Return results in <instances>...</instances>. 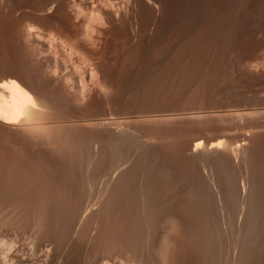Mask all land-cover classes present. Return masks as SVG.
I'll return each mask as SVG.
<instances>
[{
  "label": "rangeland",
  "instance_id": "obj_1",
  "mask_svg": "<svg viewBox=\"0 0 264 264\" xmlns=\"http://www.w3.org/2000/svg\"><path fill=\"white\" fill-rule=\"evenodd\" d=\"M1 1H3V0H0V3H1ZM7 1L10 2L12 0H10V1L7 0ZM247 1H248L247 6L244 10H241L238 5H235L233 7L232 14H231L233 22L227 29H222V28L218 29L217 32L214 33V37L211 38L210 40H207V42L205 41V38L198 37L195 41H193L192 44H189V46L185 50V54L178 59H174V57L178 53V51L182 45L181 44L182 40L173 37V35H172V25L173 24H171L169 21L165 20V24H163L162 26L159 25L160 19L164 16L163 15V9L161 8L162 0H147V1H145V2H147L146 4L153 9V21H152V23L149 24V26L147 27V29L145 31H140V33H137L136 28H130L129 27L127 30L128 34L126 37L117 36L113 39L109 38L108 40H106V42L103 45H100L103 49V53L101 56V60H102L103 64H101L98 68H96L92 72L91 75H90V71H91L92 67L87 62H83L81 57H76V56L73 57V61L75 62V64L72 65V60H71L69 67L71 65L73 67H75L74 71L78 70L79 74H81V76L84 77V80H85L83 88H82L81 83L78 82V80L74 81L72 89L75 91V93L74 92H68L65 89H63L61 86V83H60V76L56 75L55 73H52V71H46L43 73L40 71H37V72H32V73L26 74L24 76H19L18 74L16 75L15 73L13 74V73L7 71L8 70L7 68H11L12 65H15V64H13L15 61H13V63H12V60L4 58L5 59V61H4V59L2 58L0 60V81L4 80V79L5 80L11 79V78L19 81L35 97V99L38 103V107H36L32 110V114L29 115L28 119L25 120V122H23V123L5 124V123L0 121V153H4V152H12L13 153L14 152L15 154L21 153V154H29V155L34 154V153H39V152L53 153V154H55V153H66L67 147L73 145L74 149L77 148L79 150H82L85 147L87 148L89 146H92V150L90 151V153L93 154L94 149L98 148V144L103 143L107 147L106 148V155L108 157L120 158L121 160L126 161V163H125V167H126L125 171L126 172L124 171V169H125V167H124V168H122L123 170L121 169V171L119 170L117 173H114L116 175H114V176L112 175L113 178L111 177L112 178V179L110 178L111 181L109 180V182L107 184H105V183H104L105 185L103 184V182H106L107 180L102 182V178H100L102 184L99 183V185L98 184L95 185L94 184L95 180L98 179V176L100 175V171H95L97 173H94L93 170L88 171V172H86V175H87V173L91 172L90 174H88V175H90V177H92V175L94 176V174H98L97 177L95 175V177L97 179L95 177H92L91 180H94L93 182L91 180L87 181L84 179L82 189H81V186L77 187V185H73L74 187H71L70 186L71 183L68 179V176L66 174H63L59 170L56 172L57 174H60L59 178L61 177V180H62V178L67 177L66 179H68V181L70 183L69 184L68 182H66L67 180H65V183L69 184L68 189L71 190L72 188H76V187L78 189L79 188L81 189V190L79 189V191H81V192H79L77 188L74 189L73 192L71 193V195H69V196L74 195V199L72 197L69 198V196H67L68 199L71 200V198H72L73 200H75L76 193H74V191L75 192L78 191L79 193H83L82 190L84 192H86V195L91 194L89 197H88V195L86 196V195L82 194L83 197H86L85 199H87L86 200L87 202H84L85 200H83L81 198L79 199L76 197L77 199L83 201V204L87 203V204H84V207H86V205L87 206L89 205L88 202L92 203L91 201H93L95 199L93 201V203L94 202L96 203L95 204L96 209H94L95 207L88 206V207H90L89 211H91V209H92L93 213L87 211L88 214H91L92 216L86 214V217L90 216L91 219H89V220H93V221H90L91 227H92L93 223L97 224L96 220H99L101 222L102 219L104 218L103 216L105 214L102 213L103 215L101 216V214L98 213L99 212L98 210H100L99 206L101 205V206H103V209L105 208L104 210H107L106 209L107 205H102V203L106 204L109 202V204L111 205L112 203H110V200L113 201L114 198L120 200V197H115L114 193L117 191L118 196H119V193H121L119 191L122 190L124 187H125V189H123L122 191H126V187L129 183H130V186H128V189H127L128 191H126L124 193L122 192V196H124V197L126 196V198H127L128 197L127 193L129 192L128 193V195H129L131 193V191H132L131 196L134 193H135V195H137L138 190H136V192H135V189H136V187H134V182H135L136 183L135 185H137V189H139V191L141 190L140 193L138 192L139 200L143 197L149 201V199L151 197L156 198V197L160 196L161 198L160 197L159 198L162 199V202L161 203L159 202L158 207H161V204L166 200L165 211L168 210V213H170L172 211L171 215H167V211L164 214V212L161 209H159V210L162 211L163 213L162 212H155V213L156 214L162 213V214H164V216L165 215H167V217L169 216V218H170V216L172 218V215L173 216L176 215L179 219L180 216L177 214V212L179 214H181V213L183 214V212L181 211L182 210L181 207L183 205H185V203L181 204V202L183 203V200H186L184 202H187V197H185L187 192L184 194L185 196L183 195V197H185L186 199L185 198L183 199V197L181 196L182 194L179 195L177 193H179L180 191H183L182 193H184L186 190L187 191L189 190L187 195H190L191 192H192V194L194 193L193 196L191 195V198L193 197L192 199L194 200V198L196 197L195 194H197V196H199L198 198L201 201L200 202L198 200V198H195L196 201L198 200L197 201L198 205L196 204L197 202L191 203V201H192L191 200L189 202V207H190V203H191V205L193 204L192 208L193 209L196 208V210H197V206H200L201 211H203L202 213H204L203 214L204 216H205V214L208 216H211L212 213L214 212V214L212 215L213 216L212 217V219H213L212 224L214 222V224H213L214 226L211 224V219L209 220V218H211V217H208V221H210V223L207 221V223L211 224L216 229V231L219 232V233L217 232L218 236H216V239L214 238V241L212 239V237H213V235L211 234L212 232L210 231L211 228H208L209 230L205 229L208 226L209 227H212V226L208 225V224L201 223V222L205 221L206 216L204 217V219L201 218L202 220H200V219L195 220L197 223L199 222L201 224V228L204 227V225H207V227H204V230H205V232H207L206 235L210 233L209 234L210 236L209 235L207 236V238L210 237L209 238L210 240L208 239L210 244H213L216 240H218L215 242V243H217V245L216 246H215V244L213 245V246H215L216 249L213 248L212 245L210 247L209 243H208L209 245L208 244L207 245L211 249L208 247H205L203 245H200V247L198 248V249L203 248V249H200L199 251H201V250L204 251V249L207 248V249L211 250L212 252H214L215 254L211 252L214 259H217L220 257V259H217L216 261L215 260L212 261V259L210 257L211 262L208 261V263L214 264L212 262H216L215 264H223V263L224 264H226V263L227 264H229V263L233 264V262L236 263L238 261L237 264H242V263L251 264V263H249V261L252 263L253 262L256 263L255 260H257V257H258V259H259V257H261L262 258L261 261L259 260V262H258V260H257V262H258V264L260 262H261V264H263L264 263L263 262L264 261V259H263L264 258V250H263L264 249V247H263L264 243H262V242H264V237H262V236H264V224H263V226H260V225H262L261 223H264V217H263L264 216V213H263L264 196H262V194H264V189H263L264 186L262 187V184L264 185V181H263L264 180L263 179L264 178L263 177L264 176V160H263L264 159V0H247ZM0 7L2 8L0 13H2L3 7H2V5ZM33 12H34V14H33ZM0 16H1L0 17V21H1V18L3 19V17H2L3 15L0 14ZM50 18L52 21L50 20ZM135 20H137V17H135ZM53 22H54V20L52 19V13H49L46 10H41V11L39 10V11H32L27 17H23V19L21 20V25L25 26L27 24H29V25L31 24L30 26H32V27L35 26L34 27L35 29H37V28L40 30L42 29V31H44V30L45 31H47V30L48 31H50V30L54 31V29H55V31H57L56 30L57 26L55 23L53 24ZM38 29H37V31H38ZM222 31L227 32V34L225 35L226 37L222 34ZM63 35H64V33H63ZM222 37H225L224 43L222 42ZM91 49L92 48H85L84 54L86 56H88L89 51H91ZM94 50L98 51L99 48L94 49ZM10 61H11V63H10ZM93 61L97 62V59L95 58V59H93ZM169 61L173 62V64H172L173 66L171 68H169L168 70H166L160 78H157L158 77L157 73L159 71H161ZM15 63H17V62H15ZM185 67H190V70H187V72H184L183 69ZM196 140L202 141V145L198 149L193 150V148H191V147L193 146V142ZM182 143H184V144H182ZM218 143H220V144H218ZM180 144H182V146L186 145L183 148H186L187 150L183 149ZM213 144H218L219 146H212ZM178 145H180V146H178ZM187 146H188V148H187ZM181 148H182V150H184V152L186 150L185 154L187 153V155H186L187 161H186V158H184L185 161H183V157L182 158L177 157V159H176V156H183L184 155L183 153L181 155H179V154L176 155V153H178V152L181 153L180 152V151H182ZM178 149L180 151H178ZM186 156H184V157H186ZM97 158L98 157H95L94 159H97ZM179 158H180V160H179ZM188 159H189V162H188ZM100 161H101V159H100ZM179 161H180V163H179ZM181 161H182V163L187 162L188 170L186 168L187 164H184V163L182 164ZM192 164H194V166L197 169L195 167H193ZM190 167L194 170H190ZM128 168H130V169L133 168V170L131 169L132 172L137 173V174L129 172L130 170H128ZM127 170H128V172H127ZM195 170H199L200 172L199 171L195 172ZM193 171H194V173H193ZM92 172H93V174H92ZM119 172L120 173L122 172V175H121L122 178L124 175H126V176H128V178H127V180H128L129 176L131 174L130 178L133 177V179L132 180L129 179L130 181H126V176H124V178L122 180H125V181H122V180H118V181L119 182L122 181V183L126 182L124 184H127V185L119 183L121 185H119V187H117L116 191H114V189L116 188L115 186L117 184L116 180L118 179V177H121V176H119L120 175ZM123 172H125L126 174L124 173V175H123ZM187 172H189V173L187 174ZM191 172H192V174H191ZM197 172L200 173V175L202 177L199 176V174ZM164 173H165V175H164ZM185 173H186V175H185ZM82 174H83V171H81V175ZM84 175H85V173L82 175V177ZM155 176H156V178H155ZM160 176L163 177L162 179L164 180L165 183L162 182L163 180L161 181V179H159ZM164 176H165V178H164ZM186 176H187V178H186ZM197 176H199L200 178ZM204 176H205V178H204ZM57 177H58V175H57ZM196 177L198 179H196ZM211 177H212V179H211ZM134 178H136V180ZM141 178H145L146 180H141ZM185 178H186V180L183 181V179H185ZM192 178L194 180L196 179V181L192 180ZM150 179L152 181H150ZM216 179L218 180V182ZM70 180H72V179H70ZM197 180H200L201 182L197 181ZM210 180H212V182ZM99 181L100 180L98 179V181H96V183H98ZM132 181H133V183H132ZM141 181L142 182L144 181L146 183H142ZM156 181H159V182H156ZM86 182L87 183L89 182L90 184L92 182L95 187L92 186L93 184H91V186L89 184V187H87L85 185ZM127 182H129V183H127ZM149 182H153L154 184L160 183V184H157L159 186L155 187L157 189L156 192H155V190L153 191V194L155 193L156 196L152 195L151 192L149 191V189H147V186L148 185L150 186ZM161 182H162V184H161ZM205 182H207L208 184H206ZM261 182H263V183H261ZM113 183H116V184H113ZM147 183H148V185H146V187H144L145 186L144 184H147ZM153 183H151L152 187L154 186ZM182 183H183V185H182ZM195 183H198V184L200 183V186H201V188L203 187L202 189H204V192L209 190L210 195H208L207 194L208 192H206L205 193L206 195L204 197V193L203 194L201 193L203 191H199V190H202L200 188H199V190H197V192L199 191L198 193H200L201 195L196 193V191L193 192L192 190L195 189V186L200 187L199 185L197 186ZM132 184H133V188L131 187ZM202 184H203V186H202ZM215 184L218 185L217 186L218 188L216 187ZM113 185H115V186L113 187ZM161 185L164 187H162ZM167 185H169V187ZM247 185H248V187H247ZM84 186H86V188H87L86 191L84 190L85 188L83 189ZM121 186H123V187L121 188ZM141 186H142V188L146 189V191L148 190L149 192L147 193L145 190H143L141 188ZM149 186H148V188H152ZM184 186L185 187L188 186V188L186 187V189H185ZM206 186H208V187H206ZM243 186H244V188H243ZM90 187H91V189H89ZM92 187H93V189H92ZM170 187H171L170 190H172L174 187H175L174 189H177V190L173 189L174 195L177 194L178 196H180L181 199L177 195H176L177 197L176 196H174V197L170 196L171 195L170 193H172L169 190ZM254 187H255V189H254ZM129 188H132V190ZM159 188H161L160 190L165 191V194L163 193L165 196L162 194L163 191H160ZM209 188H211V189H209ZM250 188H252V189H250ZM256 188H257V191H256ZM95 189H97V190H95ZM99 189H100V191L98 192ZM133 189H134V193H133ZM178 189H181V190H178ZM214 189H216V190H214ZM110 190H113L114 192L112 193V191H110ZM142 190H143V192L145 191V194L142 193ZM150 190H152V189H150ZM210 190H212V192ZM90 191L93 192L94 194H92ZM175 191L176 192L179 191V192L175 193ZM261 191H263V192L260 193ZM67 192L70 193L71 191L70 192L67 191ZM157 192H160L164 198H162L161 194L157 193ZM214 192H215V194L212 195ZM247 192L248 193L250 192V193L248 194ZM257 192H258V194H257ZM79 193L77 195L78 197H80L79 195H81ZM125 193H126V195H125ZM216 193H218L219 195ZM223 193H224V195H226V196H224L225 201L223 200V196L221 197V194L223 195ZM95 194L96 195L98 194V195L96 196ZM109 194H111V195L113 194V195H112V198L110 195L108 197L110 200L107 201L108 199L105 200V198H107V196ZM139 194H141L143 196H141V198H140ZM147 194L152 195V196L150 197ZM157 194H159V195H157ZM250 194H252V195H250ZM61 195H62V193H61ZM82 195H81V197H82ZM135 195H133V196H135ZM146 195L149 197V199ZM166 195H168L170 197L168 198V196H166ZM172 195H173V193H172ZM253 195H255V196H253ZM257 195H258V197H257ZM65 196H66V194H65ZM113 196H114V198H113ZM133 196H132V198H134ZM144 196H146V197H144ZM200 196L202 197V199H204V201L208 200L210 202L209 203L210 205H208V201L205 202V204H203L204 201L201 199ZM248 196H249V198H248ZM251 196H253V197H251ZM61 197H63L62 199H64V196H61ZM61 197H59V198H61ZM92 197H93V199L91 201H89L90 198H92ZM124 197H122V198H124ZM130 197H128V198H130ZM137 197H136V200H138ZM172 197L173 198L176 197L177 200L179 199V201L180 200L181 201L179 202V201L173 199ZM210 197H211V199L216 197V199L214 198L213 201H210L211 200ZM225 197H227V199ZM59 198H58V201L60 203L57 201L59 203V205L57 206L58 203L57 204L55 203L58 208H59L60 204H63V203H61V201H60L61 199L59 200ZM126 198L122 199V201L126 200ZM170 198H172L174 200L173 206L172 205L170 206L171 209H169L168 205L171 201L173 202V200ZM250 198L253 200V202L255 204L252 202V200ZM257 198L259 200L260 199H263V200H261L259 202V200ZM23 199L25 200V198H22V200ZM29 199L27 201L28 205L33 202L32 198H31L32 202H31V199L30 200ZM44 199H45V197L43 198V201H45ZM68 199H67V201H68ZM96 199H97V201L98 200L99 201L97 202ZM167 199H170V200H169V203L166 205V203L168 201ZM76 200L73 201V203L71 201H69V202H67L66 200L65 201L68 203V205H69V203H72L74 205V203L77 202ZM102 200L104 202H102ZM157 200H159V199H157ZM46 201L49 202L47 200V198H46ZM65 201H64L63 205H65V203H66ZM159 201H161V200H159ZM79 202H77V203L79 204ZM143 202H145L144 199H143L142 203ZM172 202H171V204H172ZM175 202H177V203H175ZM212 202H213V205L215 204V205H217V207L215 205H214L215 207H213L211 205ZM35 203H36V201H35ZM77 203L74 205V208L77 207V205H78ZM178 203H180V205ZM200 203H202V206L199 205ZM252 203L254 204V207L251 206V205H253ZM34 204L33 205L31 204L30 206L33 207L36 205V204L35 205ZM139 204H138V206H136V209H137V207L141 206V205L139 206ZM175 204H177V205H175ZM68 205H66V206H68ZM73 205L71 206L72 208H73ZM90 205H92V204H90ZM95 205L93 204L92 206H95ZM110 205L108 207V211L110 210L109 208L111 206H112L111 210L113 208V205H111V206ZM178 205H179L180 210H178V207H177ZM194 205H196V206H194ZM203 205H205L206 209L209 210L210 212L205 211V212H207V213H205L203 210V208H204ZM207 205L209 207H207ZM241 205H243V206L241 207ZM104 206H106V207H104ZM36 207L39 208V205L33 207L32 211ZM68 207H70V206H68ZM81 207H83V206H81ZM97 207H98V209H97ZM172 207L177 211V212L175 211L176 214L174 213V210H172ZM200 207H198V208H200ZM20 208L21 207H19V209ZM30 208H28L27 213H28V211H29V213H31ZM70 208H68V212L62 211L61 210L62 208L61 209L59 208V209L64 213L70 214V213H72V211H74V209L71 208L72 210H71V212H69ZM80 208L79 209L76 208V210L78 209L77 211H79V210H81ZM140 208L142 209L144 207H140ZM254 208H255V210H254ZM93 209L95 210V212L96 211L97 212L94 213ZM141 209L139 210V208H138V211H140V213L138 211L137 212L140 214V216H142V218L144 217L146 219V217H148L149 215L146 216L145 214H147V213L150 214L151 212L149 213V212L145 211L142 213L143 210L141 211ZM226 209H227L228 213H227ZM236 209L238 210V213H237ZM13 210L15 212L12 211L13 213H11V214L6 213L10 217H8L4 213H3L4 215H2V216L0 214V218L3 217L0 219V264H83L84 261H85L84 264H94V263L97 264L96 262H98V261L100 263H102L101 257L103 256V260H104V256L105 255L108 256L107 254H109L108 252H109V250L111 251V249H108V251H107V249H105V250H103L104 254L101 253L102 252L101 249H104L101 246H103L105 244V242L103 240H101L104 237V236H102L101 233L104 234L107 231L111 230V228H113L112 231L114 233V231L116 230L115 231L116 232L115 235H116L118 231L119 232L122 231L121 227L123 225H124L125 230H126L128 225L130 224V222H131L130 227H132V224H134L133 221L136 220V218H133L134 220L133 219L131 221L129 220V224H128V223H126L128 221H123V220H125L129 216H127L126 218L121 217V223L123 221V222H125V224L124 223H123V225L120 224L122 226H120L121 229L119 230V228H117L118 225L115 226V224H117V222H116L114 224V227H116V228L114 229V227L111 226V224L113 225V222H109V220H108L109 218L114 217V214H112L113 211H111V214H110L111 217H109L110 215L107 211L106 214L109 215V216H107L108 222H105V221H107L106 220L107 217L105 215L106 218L103 220V223L105 222V224L104 225L100 224V225L103 227L104 226L106 227L109 225V228H108L109 230L106 228H102L100 225L97 224L99 227H101L103 229V231H102L99 228L100 229L99 231H102V232L101 233L98 232L99 235L97 236L96 231H98L97 230L98 226L96 227V224H93V225H95V228H97V229L94 228L96 230V231L94 230L95 233L92 230L93 228L90 227V225L88 227L87 226L85 227V225H87L86 223H87L88 218L85 219V216L83 217L84 219L81 218L82 213H83V211L81 210L80 213L78 212L79 215L76 213V217H78V220L81 222V224H79L76 217L73 218L74 220L68 219L69 222H66V223H69V226H71L70 224L72 222H70V221H73V223H74V221H76L79 225L83 226V223H82L83 221H81V220H84V222H86L84 227L79 226L75 222L74 226H77V227L72 226V228H71L68 226H64V223H65L64 221H62L63 223L60 222L61 223L60 224L59 221L54 220L53 223H55V221L57 223H59L57 225L53 224V225H55V227L58 228V226L61 225V227L63 226V228L64 227L67 228V230L64 232H67L68 230H70V232H71L70 234L73 236L75 234H78V233H75V231L77 230V232L79 231V234H82V235H80L81 236L80 238H79V235H75L73 237L70 236V238H67L66 235H69V232H68V234L66 233V235H65V233H64V235H63V229H61L60 226L58 229L54 228V230L50 229L51 227L52 228L54 227L51 223H49V224H51L50 228L46 227L49 225L45 226L47 221H46V219H43V218L47 212H44L45 211L44 209H42V210H44L43 212L39 209L40 211H38V213L39 212L42 213V214L39 213V216L43 217V218L42 217L41 218L43 219L45 224H41L38 222L37 219L39 218V216L37 215L36 212L34 213L35 215L34 214L30 215V214H26L25 210L23 209L24 212L19 210V212L22 213V215H21V213H19L18 211L16 213L15 209H13ZM65 210H66V207H65ZM220 210L222 211V213ZM35 211H37V208L35 209ZM149 211H150V209H149ZM154 211H156V210H154ZM154 211H153V214L151 213L152 215H155ZM254 211L257 214L260 213V214H258L259 216L257 214H255ZM218 212H220V213H218ZM230 212H231V214H230ZM23 213H25L26 216ZM73 213L75 214V211ZM215 213H217L216 215H218V216H215ZM226 213L229 216L225 215ZM249 213H251L252 215L251 214H250L251 216L248 215ZM14 214H15V216H14ZM182 214H181L180 219L183 223L186 224V222H188L187 223V225H188L189 223L192 224L191 222H194L195 225H197V223L194 221V218H196V216L193 217V219L188 217L190 220L192 219L190 221L188 218H186L185 214H184L185 217ZM245 214H246L247 218L245 217ZM29 215L31 217L32 216L35 217L37 215V218L36 217H35L36 219L31 218ZM98 215L102 219H100V217H97ZM143 215H145V216H143ZM219 215H220V218H219ZM241 215L242 216L244 215V217H243L244 219L242 218ZM4 216H6V217H4ZM47 216H48V214L45 216V218H47ZM93 216H94V218H93ZM155 216H157V215H155ZM115 217H116V214H115ZM117 217L119 218V219L117 218L118 224H119L120 223V221H119L120 217L119 216H117ZM229 217H231L230 218L231 221L233 220L232 222L229 221L230 220ZM248 217H249L250 221L248 220ZM259 217L261 219L263 218V220L261 222L258 221V220H261ZM63 218L65 219V221H67V219L65 217H63ZM112 218H111V220H112ZM138 218H141V217L138 216L137 219ZM164 218H163V215L159 217V226H160V223L161 224L163 223L162 219H164ZM184 218H186V220H184ZM215 218L219 221H217ZM226 218H227V220L225 221ZM64 219L61 218V220H64ZM141 219L139 221H141ZM145 219H143V220H145ZM153 219L156 220L157 218L154 216H151V219L149 220V218H147L146 221L148 222V220H149L151 222V221H153ZM34 220H36L37 223ZM115 220H116V218H115ZM115 220H114V222H115ZM126 220H128V219H126ZM160 220H162V221H160ZM238 220H239V222H238ZM247 220H248V222H247ZM43 221H41V222H43ZM99 221H98V223H100ZM136 221H135V225L138 222V221L137 222ZM146 221H143V223L145 222L143 225H140L137 223L140 227H138L137 225L136 226L133 225L132 228L127 229V231H129V230L133 231L134 230V233L130 231L133 234L136 233L134 236L132 235V238L131 237L129 238L130 240L132 239V243L133 242L135 243L138 239L140 241V238L143 237V241L141 238L142 243L138 241V248L129 244L130 247L132 246L135 248L136 251L134 250V248H131L132 250H134L135 255H134L133 251L131 249H130L131 251L128 250L127 247H125V249H127V251L130 254L126 253L127 251H125V249L123 248V246H125L123 239H122L123 242L122 241L121 242H122V244H124L122 246V248L124 249L125 252H121V251H123V249L120 247L121 246L120 245L121 244V242H120L121 237H119L120 238L119 239L120 243H119V242H117L118 238H117V240L113 241L112 238H114L115 236L114 237L110 236L109 240H111L113 242H117L116 244L118 245V247H117L118 249L116 248L117 245L115 244L116 245L115 246L113 244V242H112L113 245H111V241H110L108 243V246H109V244L111 246H113L111 254H113V253L114 254L112 256H111V254H109V256L114 257V259L117 263L120 262L119 264H124V262H125V264H132L133 262H134L133 264H144L145 262H142V261H144L145 259L146 260L148 259L147 262H149L150 264H158L160 262L159 259H161L163 256H165L166 259H168V260L164 259L165 257H163L161 259V261H163V262H160L159 264H161V263L173 264L175 261H177V259H182V258H184V259L186 258L185 261L187 263L190 261V258L184 257V256H188V255H184L180 251H179L180 255H177V256H179V257L181 256L182 258L174 259V261L172 260V258H175L176 256L172 257L171 255L174 252H177L178 246H176V245H177V243L180 244V241L182 239V237L179 236L180 241H177V242H176V240L174 241L173 237H174L175 233H173V232L175 231L176 227L173 226L174 228L171 231L172 233L170 231H169V233H171L170 234L171 237L173 236L172 241L176 242L175 243L176 245L174 244V242H172V241L171 242L173 243V245L176 246L177 249L174 248L173 245L169 244L171 246V250H172V251H169V253H170L169 254L166 251L170 250V247H169V249H167V248H165L166 247V245H164L165 243L164 244L162 243V240L165 237V235L163 233L165 232L166 229H163L164 231L161 230L162 231L161 232L160 227L162 225L160 227L157 226V227H159V229H157V227H156V229L159 230V232L155 233L154 230L155 231H157V230L155 229V226L153 227L154 224L152 223V226L150 228L149 226L151 223L149 222L150 224L149 225L147 224L148 226L146 227V226H144L147 223ZM165 221H167V220H165ZM172 221H173V219H171V221H167V223L170 222L171 224L176 225V224H174L175 222L174 221L172 222ZM176 221H177V225L180 226V228L182 227L181 225L185 226V224H183L181 221H178V220H176ZM234 221H236V223H234ZM241 221H243V222H241ZM256 221H257V223H256ZM178 222H181V225ZM38 223L41 224V226L37 225ZM73 223H72V225H73ZM139 223H141V222H139ZM194 223H193V225H194ZM223 223H226V224L223 225ZM244 223L246 224L247 227L244 226L245 225ZM75 224H77V225H75ZM216 224L218 226H216ZM235 224L237 226H240V227H236ZM240 224L242 225V227ZM257 224H258V226H257ZM168 225L170 227H172V225H170V224H167V227H166V222H165V227L163 224L162 228L163 227L169 228ZM225 225H226V227L222 228ZM250 225H252V226L254 225L253 226L254 228ZM233 226H235V227L233 228ZM44 227L47 229H45ZM73 227H74V229H76V228L77 229L73 230ZM80 227L85 228V229L81 228L78 230V228H80ZM89 227L91 228L92 231H90L88 229ZM135 227L136 228L138 227V228H141L142 230H144L143 233L140 232V229H138V230L135 229ZM251 227H252V230H251ZM66 228H64V230ZM69 228H71L72 230ZM180 228H177V230L178 231L180 230V233H181L183 227H182V229H180ZM214 228H213V230L211 229L213 232L215 230ZM238 228H239V230H238ZM43 229H45V230H43ZM55 229H56V231H55ZM59 229L61 231L58 233L57 231H59ZM86 229H87V232L89 231L87 235H91V236H87L88 239H87V237L83 236L86 234L85 233ZM104 229L106 230V232H104ZM169 229L171 230V228H169ZM235 229L237 230V232ZM243 229H245V230H243ZM261 229L263 231H261ZM81 230L82 231L84 230V231L82 232ZM125 230H123V232ZM233 230L236 234L233 232ZM259 230L261 231L260 233H259ZM52 231H53V233H51ZM138 231L140 232L139 233L140 236L137 238L136 235H137ZM91 232H93L94 235L95 234L96 235L94 236L93 233H91ZM109 232H111V231H109ZM109 232H108V234L112 235V233H109ZM123 232H121V233H123ZM130 232H126V233L129 234ZM60 233H62V234H60ZM144 233L146 234V236ZM169 233L167 232L165 234L170 236ZM180 233H176V235L177 234L181 235ZM237 233H238V235L240 233L241 234L238 236ZM255 233H256V235H255ZM108 234H106V235H108ZM123 234L124 235H117L116 237L122 236V238H123V236H125V233H123ZM128 234H126V235H128ZM148 234H151V235H148ZM213 234L215 237L216 233L214 232ZM233 234H234V236H233ZM100 235L102 237H100ZM224 235L226 238L224 237ZM244 235H245V237H244ZM246 235H247V237H246ZM48 236H49V238H48ZM77 236H78L79 240L80 239L84 240V238L87 239V240H84V241H86L85 245H87V248H86V246L83 245L84 243H81L83 241L78 240ZM128 236L124 237V240H125V238L127 240ZM149 236H151V237H149ZM157 236H159V238H157ZM168 236H167V238H168ZM250 236H251V238H250ZM254 236H255V238H254ZM259 236L261 237V240H260ZM71 237H72V240H73V238L77 239L76 240L77 243L79 241L78 245L73 244V241L75 242V240H73V241L68 240V239H71ZM89 237H90V239H89ZM91 237H96L95 244H96V242L97 243L99 242L98 237H100V240H101L100 243L101 244L103 243V245H101V246L99 245L101 247L100 249H96L97 245L100 243L93 245V246H95V248L94 249L92 248V245L90 242H92L94 244V242H93L94 240L92 241ZM106 237H108V236H106ZM191 237H189V238H191ZM219 237H220V239H219ZM252 237L254 238V241H252L253 240ZM50 238H52V239H50ZM58 238H60V239H58ZM133 238H135V239L137 238V239L136 240L134 239L135 240L134 241ZM174 238L179 240L177 237H174ZM53 239H54V241H52ZM93 239H95V238H93ZM105 239H107V238H105ZM144 239H147V240L149 239V240L146 241ZM165 239H166V237H165ZM168 239H170V238H168ZM168 239H166V240H168ZM224 239H226V241H224ZM248 239L250 241H248ZM56 240H58L59 243H56L57 242ZM157 240H159V242L161 241L160 243H162V244L161 245L158 244L159 242H157ZM166 240H165V242H166ZM211 240L213 241L212 243L210 242ZM257 240H259L258 243H256ZM45 241L49 242L50 244L45 243ZM60 241H61V244H60ZM66 241H67V243H66ZM127 241H129V240H127ZM127 241H125V243ZM150 241H152V242H150ZM240 241L242 243L245 241L246 243L244 242L243 244H241ZM88 242L90 243L91 246H89V244H87ZM148 242L153 246H150V244ZM153 242L155 244L157 243V245H155ZM168 242L171 243L170 240L167 241V244H168ZM221 242H223V243H221ZM80 243L82 244V246ZM106 243H107V241H106ZM231 243L234 244L235 247ZM46 244L48 247L45 246ZM66 244H68V245H66ZM142 244H144V245H142ZM223 244H225V245L223 246ZM40 245H41V247H40ZM50 245H51V247H50ZM53 245L57 246L58 248L54 247ZM133 245H137V242ZM158 245H159V248H161V246L163 245L165 249L163 247L161 249H163L162 250L163 252H164V250H166V251L164 253H162V251H160L161 249L158 250L159 249V248H157ZM169 245H167V246H169ZM246 245H248V247ZM75 246H77L78 248L76 247L77 248L76 249ZM108 246H107V248H108ZM111 246H109V247H111ZM143 246H145V247H143ZM172 246L176 251L172 248ZM201 246H203V247H201ZM237 246L239 248H236ZM241 246H243V247H241ZM249 246H251V247H249ZM42 247L45 249H43ZM72 247H73V249H72ZM104 247H106V246H104ZM151 247L152 248L154 247V248L152 249ZM246 247L249 248V250ZM256 247H257V249H256ZM259 247H261L262 249ZM97 248H99V247H97ZM114 248H115V250L117 249L116 250V252L118 253L117 257H115ZM119 248L122 250H120ZM228 248H229V250H228ZM252 248H254V249H252ZM52 249H54V250H52ZM63 249H64V251L66 249V251L64 252ZM142 249H144V250H142ZM154 249H156V250H154ZM72 250H74V251H72ZM81 250H83L84 252H82ZM218 250H219V252H218ZM250 250L252 253L253 252H255V253L252 254L250 252ZM55 251H56V253H55ZM60 251H61V254H60ZM140 251H141V253H140ZM144 251H145V253H144ZM157 251H160V252H157ZM203 251H201V252L203 254H205L204 255V256H206L205 260L207 261L208 260L207 258L209 257L208 255H210V254L208 253V255H207L206 252H203ZM220 251L223 254H221ZM236 251L237 252L239 251L240 253L238 252L239 254H237ZM120 252L122 253V255H120L121 254ZM146 252L148 253L150 258L149 257L146 258L148 255H146V257L144 258L145 254H147ZM241 252L244 255L243 258H242ZM131 253L133 255H131ZM165 253L168 255L166 256ZM179 253H175V254H173V256L176 254H179ZM202 253H200V254L203 257ZM99 254L102 256H100ZM182 254H183V256H182ZM255 254H258V256ZM74 255H76V256L74 257ZM89 255H91V256H89ZM128 255H129V258L131 257L130 260L133 258L131 261L129 260ZM136 255L137 256L140 255V256H138L139 260L137 259ZM141 255H143V256L141 257ZM249 255H251V256H249ZM96 256H98V258ZM123 256H124V258H122ZM133 256H135L136 259ZM254 256H255V258H254ZM55 257L58 260H56ZM89 257L91 258V260ZM111 257H109V258L106 257V258L110 259V262H112L113 264H117L116 262H114V259H112ZM157 257H159V258H157ZM237 257L241 258L240 262H239V258H237ZM252 257H253V259H252ZM116 258H117V260L123 259V261L122 260L117 261ZM142 258H143V260H142ZM245 258H246V260H245ZM52 259H54V260H52ZM92 259H94L95 261ZM125 259L127 262L129 260V263H127L125 261ZM149 259H151L152 261L151 260L149 261ZM184 259H183V261H184ZM187 259L189 261H187ZM233 259H234V261H233ZM247 259H249V260H247ZM201 260L203 262L205 261L204 259H200L199 260L200 263L198 262L199 264L203 263V262H201ZM91 261H93V262H91ZM135 261H138V263ZM169 261H171V262H169ZM246 261H248V262H246ZM87 262H89V263H87ZM99 262H98V264H100ZM147 262H146V264H149ZM217 262H219V263H217ZM178 263H179V260H178V262H175L174 264H178ZM208 263L206 262V264H208Z\"/></svg>",
  "mask_w": 264,
  "mask_h": 264
},
{
  "label": "bare ground",
  "instance_id": "obj_2",
  "mask_svg": "<svg viewBox=\"0 0 264 264\" xmlns=\"http://www.w3.org/2000/svg\"><path fill=\"white\" fill-rule=\"evenodd\" d=\"M10 1V0H9ZM145 1H147V0H12V1H10V2H8L7 0L5 1V0H3V1H1V3H0V6L2 5V7H3V11H2V13H0L1 15H3L2 17H3V19L1 18V21H0V60L3 58H6V59H9V60H12V63H13V61H15V62H17V63H13V64H15V65H12V67L11 68H7L8 70L7 71H9V72H11V73H15L16 75L18 74L19 76H24V75H26V74H29V73H32V72H37V71H40V72H46V71H52V73H55L56 75H58V76H60V83H61V86H62V88L63 89H65L66 91H68V92H74L75 93V91L72 89V87H73V84H74V81H77L78 80V82L79 83H81V85H82V88L84 87V82H85V80H84V77H82L81 76V74H79V72H78V70H75L74 71V68L75 67H73L72 65L73 64H75V62L73 61V57L74 56H76V57H81V59H82V61L83 62H87L92 68H91V71H90V75L92 74V72L96 69V68H98L101 64H103V62H102V60H101V56H102V53H103V49H102V47L100 46V45H103L105 42H106V40H108L109 38H111V39H113V38H115V37H117V36H124V37H126L127 36V30H128V28L130 27V28H136V31H137V33H140V31H145L146 29H147V27L149 26V24L150 23H152V21H153V9L150 7V6H148L146 3L147 2H145ZM247 0H162V2H161V8L163 9V17L160 19V22H159V25L160 26H162L163 24H165V20H167V21H169L171 24H173L172 25V35H173V37H175V38H178V39H180V40H182V42H181V47H180V49H179V51H178V53L175 55V57H174V59H178V58H180L181 56H183L184 54H185V50L187 49V47L189 46V44H192L193 43V41H195L198 37H203V38H205V41L207 42V40H210L211 38H213L214 37V33H216L217 32V30L218 29H220V28H222V29H227L231 24H232V22H233V20H232V17H231V14H232V10H233V7L235 6V5H238L239 7H240V9L241 10H244L245 8H246V6H247ZM1 8V7H0ZM1 10H2V8L0 9V12H1ZM41 11V10H46L47 12H49V13H52V19L54 20V22H53V24L55 23L56 24V26H57V28H56V30L57 31H55V29H54V31L52 30H50V31H42V29L40 30V29H38V31H37V29H35L34 27H32V26H30L29 24H27V25H25V26H23V25H21V20L23 19V17H27L32 11ZM30 12V13H29ZM28 14V15H27ZM33 14H34V12H33ZM27 15V16H26ZM31 16V15H30ZM50 16V15H49ZM1 17V16H0ZM51 17V16H50ZM135 17H137V20H135ZM49 18V17H48ZM47 18V19H48ZM46 19V18H45ZM50 20H51V18H50ZM52 21V20H51ZM55 26V25H54ZM219 27V28H218ZM36 31H35V30ZM221 29V30H222ZM40 30V31H39ZM63 33H64V35H63ZM222 34L225 36L226 34H227V32H223L222 31ZM226 37V36H225ZM225 37H222V42L224 43L225 42ZM205 42V43H206ZM221 42V43H222ZM85 48H92L91 49V51H89V55L88 56H86L85 54H84V49ZM97 48H99V50L98 51H95L94 49H97ZM97 59V62H94L93 61V59ZM71 60H72V65L69 67V65H70V63H71ZM4 61H5V59H4ZM174 61V60H173ZM2 62V61H1ZM10 63H11V61H10ZM173 62L172 61H169L166 65H165V67L161 70V71H159L158 73H157V78H160L161 76H162V74L166 71V70H168L169 68H171L173 65ZM187 70H190V67H185L184 69H183V71L184 72H187ZM158 80V79H157ZM44 82V81H43ZM36 107H38V103H37V101H36V99H35V97L31 94V92L30 91H28L27 89H26V87H24L19 81H17L16 79H7V80H1L0 81V121L1 122H3V123H5V124H16V123H23V122H25V120H27L28 119V116L29 115H31L32 114V110L34 109V108H36ZM221 143V142H220ZM220 143H218V144H220ZM182 144H184V143H182ZM182 144H180L181 145V147L183 148L184 146H186V145H183L182 146ZM218 144H213L212 146H219ZM180 145H178V146H180ZM201 145H202V141H194L193 142V146L191 147V148H193V150L194 149H198L199 147H201ZM106 146L103 144V143H99L98 144V148H95L94 149V153L93 154H91L90 153V151L92 150V146H89V147H85L84 149H82V150H79V149H74V147H73V145H71V146H68L67 147V151H66V153H55V154H53V153H45V152H39V153H34V154H31V155H29V154H21V153H19V154H15L14 152L12 153V152H4V153H0V214H1V216L2 215H4V214H8V213H13L12 211H14L13 209H15L16 210V213H17V211L19 212V210H21L22 212H24V210H25V212H26V214H30V215H33L35 212L37 213V215L39 216V213H38V211H44V212H47L46 213V215L48 214V216H47V218H45V216H44V218L42 217V216H39V218L37 219L38 220V222L39 223H41V224H45V222L43 221V219H46V224H45V226L46 225H49V226H46V227H48V228H50V225L52 224H55V225H57V224H59L60 222H62V221H64L65 223L66 222H69L68 221V219L69 220H74L73 218L74 217H76V213L79 215V213L81 212V210L83 211V213H82V219H84L83 217L85 216V219L86 218H88V220H87V223L86 222H84V220H81V221H83L82 223H83V226L82 225H79V224H81V222L78 220V217H76L77 218V221L79 222V224L76 222V221H74V223L76 222L79 226H82V227H84V225H85V223L87 224V225H85V227L87 226H89L90 225V227H91V223H90V221H93V220H89V219H91L90 218V216H87L86 217V214L87 215H91V214H88V212L87 211H89V209H90V207H95L94 209H96V203L94 202L93 203V201L95 200H93V201H91L92 199H93V197L92 198H90V200L89 201H91L92 203H89L88 202V206H90V207H88L87 205H86V207H84V204H87V203H84L83 204V201H81V200H79L80 198L81 199H83V200H85L84 202H87L86 200L87 199H85L86 197H83V195H86V192H84L83 190H82V192L83 193H79V192H81V191H79V189L77 188V187H80L81 186V189H82V185H83V180L85 179V180H87V181H90L91 179H92V177H95V175H96V177H97V175L98 174H94V176L92 175V177H90V175H88V174H90L91 172H89V173H87V175H86V172H88V171H91V170H93L94 171V173H97V172H95V171H100V175L98 176V179L100 180L98 183H96V181H98V179L97 180H95V185L96 184H98L99 185V183L100 184H102L101 183V179L100 178H102V182L103 181H106V182H103V184L105 183V184H107L108 182H109V180L111 181V179L113 178L112 177V175L114 176V175H116V174H114V173H117L119 170L121 171V169L122 168H124L125 167V163H126V161L125 160H121L120 158H110V157H108L107 155H106ZM182 148H181V150H182ZM187 148H188V146H187ZM183 149H186V148H183ZM187 150V149H186ZM186 150H185V152H186ZM178 151H180L179 149H178ZM177 151V152H178ZM183 151V152H182ZM182 151H180L181 153H176V155H181L182 153L184 154L183 156H176V159H177V157H183V161H185V159L184 158H186V161H187V153L185 154V152H184V150H182ZM17 153V152H16ZM184 156H186V157H184ZM95 157H98L97 159H94ZM100 159H101V161H100ZM179 160H180V158H179ZM264 160V159H263ZM103 161V162H102ZM178 162V161H177ZM188 162H189V159H188ZM179 163H180V161H179ZM178 163V164H179ZM181 163H182V161H181ZM184 163V162H183ZM182 163V164H183ZM184 164H187V162H185ZM190 164V163H189ZM195 164V163H194ZM194 164H192L193 165V167H195L194 166ZM21 166V167H20ZM182 166V165H181ZM187 167V170H188V164L186 165ZM196 168V167H195ZM132 170H133V168H131ZM130 168H128V170H130L129 172H132V170H131ZM197 169V168H196ZM61 171L63 174H66L67 176H68V179H69V181H70V183H71V187H74L73 185H77V189H78V193L79 194H83L82 195V197H81V195H79L80 197H78L77 195H78V193L77 192H75L74 191V193H76V195H75V200L77 199V198H79V199H77L76 201L77 202H79V206L81 205V206H83V207H79L78 205H77V207L76 208H80L81 210H79V211H77L76 210V208H74V205L76 204V203H74V205L72 204L73 203V201H75V200H73L74 199V195L73 196H69V195H71V193L73 192V190L74 189H76V188H72L71 190L70 189H68V186H69V181H68V179H66V178H62V180H61V177L59 178V176H60V174H57L56 172L57 171ZM123 170V169H122ZM126 170V167H125V169H124V171ZM128 170H127V172H128ZM190 170H194V169H192L191 167H190ZM81 171H83V174L85 173V175L82 177V175H81ZM196 171H199V170H195V172ZM126 172V171H125ZM125 172H123V175H124V173ZM186 172V171H185ZM190 172V171H189ZM189 172H187V174L189 173ZM200 172V171H199ZM218 172V171H217ZM61 173V174H62ZM99 173V172H98ZM120 173V172H119ZM118 173V174H119ZM132 173H134V172H132ZM193 173H194V171H193ZM198 173V172H197ZM219 173V172H218ZM225 173V172H224ZM50 174V175H49ZM92 174H93V172H92ZM117 174V175H118ZM126 174V173H125ZM129 174V173H128ZM134 174H137V173H134ZM163 174V173H162ZM191 174H192V172H191ZM199 174V176H201L200 175V173H198ZM52 175V176H51ZM55 175V176H54ZM57 175H58V177H57ZM122 175V172L120 173V175L119 176H121ZM164 175H165V173H164ZM185 175H186V173H185ZM190 175V174H189ZM196 175V174H195ZM208 175V174H207ZM214 175V174H213ZM54 176V177H53ZM62 176V175H61ZM124 176H126V175H124ZM124 176H123V178H124ZM130 176H131V174H130ZM130 176H129V179L130 180H132L133 179V177L132 178H130ZM146 176V175H145ZM149 176V175H148ZM163 176V175H162ZM188 176V175H187ZM187 176H186V178H187ZM191 176V175H190ZM189 176V177H190ZM199 176H197V177H199ZM206 176V175H205ZM205 176H204V178H205ZM63 177V176H62ZM70 177V178H69ZM112 177V178H111ZM116 177V176H115ZM192 177V176H191ZM196 177V179H198ZM202 177V176H201ZM264 177V176H263ZM111 178V179H110ZM122 178V176L121 177H118V179L116 180V183L118 184H116V183H113V184H116V186L115 185H113V187L115 186L116 188L114 189V191H116V189H117V187H119V185H121V184H119V183H122V181H125V180H122L123 179ZM127 178H128V176H126V181H130L129 179L127 180ZM139 178V177H138ZM155 178H156V176H155ZM163 177H161L160 176V178L159 179H161V181L163 180L162 179ZM164 178H165V176H164ZM186 178L185 179H183V181L184 180H186ZM195 178V177H194ZM200 178V177H199ZM218 178V177H217ZM70 179H72V180H70ZM94 179V178H93ZM135 180H136V178H134ZM196 179L194 180L193 178H192V180H194V181H196ZM211 179H212V177H211ZM264 179V178H263ZM262 179V180H263ZM64 180V181H63ZM65 180H67L66 182H68L67 184L65 183ZM118 180H122L121 182H119ZM140 180V179H139ZM141 180H146L145 178H141ZM157 180V179H156ZM191 180V179H190ZM203 180V179H202ZM205 180V179H204ZM217 180V179H216ZM215 180V181H216ZM72 181V182H71ZM92 182L94 181V180H91ZM150 181H152L151 179H150ZM189 181V180H188ZM197 181H200V180H197ZM206 181V180H205ZM211 182H212V180H210ZM264 181V180H263ZM91 182V184H93ZM142 182V181H141ZM154 182V181H153ZM153 182H149L150 183V186L148 185V183L147 184H144L145 186L144 187H146V185H148L149 187H152V185H151V183H153ZM156 182H159V181H156ZM162 182H164V180L162 181ZM162 182H161V184H162ZM191 182V181H190ZM193 182V181H192ZM201 182V181H200ZM217 182H218V180H217ZM73 183V184H72ZM124 183H126V182H123L122 184H124ZM127 183H129V182H127ZM132 183H133V181H132ZM142 183H146V182H142ZM165 183V182H164ZM194 183V182H193ZM206 184H208L207 182H205ZM204 183V184H205ZM261 183H263V182H261ZM89 182L87 183H85V185L87 186V187H89ZM91 184H90V186H91ZM94 184L92 185V186H94ZM104 184V185H105ZM136 183L134 182V187H136V189H135V192H136V190H138V192L140 193V191H139V189H137V185H135ZM157 184H160V183H157ZM157 184H154L153 183V187L152 188H148V186H147V189H149V191L151 192V194L152 195H155V193L153 194V191L155 190V192H156V188L155 187H157V186H159V185H157ZM191 184V183H190ZM197 186L199 185L200 186V183L198 184V183H195ZM205 184V185H206ZM79 185V186H78ZM124 185H127V184H124ZM123 185V186H124ZM165 185V184H164ZM182 185H183V183H182ZM185 185V184H184ZM204 185V186H205ZM216 185V184H215ZM86 186H84L83 187V189L86 191L87 190V188H86ZM123 186H121V188L123 187ZM128 186H130V183L127 185V187H126V191H128L127 189H128ZM162 186V185H161ZM168 187H169V185H167ZM166 186V187H167ZM195 186V185H194ZM202 186H203V184H202ZM218 185H216V187H217ZM250 186V185H249ZM253 186V185H252ZM264 185L262 184V187H263ZM36 187V188H35ZM70 187V188H71ZM95 187V186H94ZM132 188H133V184H132V186H131ZM139 187V186H138ZM162 187H164V186H162ZM165 187V188H166ZM167 187V188H168ZM172 187V186H171ZM171 187L169 188V190L171 189ZM185 187V186H184ZM187 188H188V186H186ZM186 187H185V189H186ZM190 187V186H189ZM206 187H208V186H206ZM205 187V188H206ZM220 187V186H219ZM247 187H248V185H247ZM103 188V187H102ZM132 188H129V189H131L132 190ZM141 188H142V186H141ZM166 188V189H167ZM175 188V187H174ZM173 188V189H174ZM198 188V189H197ZM199 188L200 189H202L201 188V186L200 187H196L195 186V189H193L192 191L193 192H195L196 191V193H198L199 191H203V192H201L202 194L204 193V197H205V193L206 192H208L207 194L208 195H210L209 194V190H207L206 192H204V189H202V190H199ZM212 188V187H211ZM211 188H209V189H211ZM215 188V187H214ZM218 188V187H217ZM216 188V189H217ZM221 188V187H220ZM243 188H244V186H243ZM68 189V190H67ZM80 189V190H81ZM89 189H91V187L89 188ZM92 189H93V187H92ZM112 189V188H111ZM119 189V188H118ZM123 189H125V187L123 188ZM122 189V190H123ZM143 190H145L146 191V189H144V188H142ZM150 189H152V190H150ZM161 188H159V190H160ZM172 189V190H173ZM182 189V188H181ZM181 189H178V190H181ZM191 189V188H190ZM216 189H214V190H216ZM250 189H252V188H250ZM254 189H255V187H254ZM259 189V188H258ZM263 189H264V187H263ZM95 190H97V189H95ZM120 190V189H119ZM118 190V191H119ZM122 190H120L119 192H121V193H119V196H118V192L116 193H114V196L115 197H120V200H118V199H116V198H114V196H113V198L115 199H113V201L112 200H110L108 197L111 195V194H109L108 196H107V198H105V200L106 199H108L107 201H109L110 200V203H112L111 205H113V208H112V210H111V205L109 204V202L108 203H106V204H103L102 203V205H107V207L106 206H104V207H106V209L107 210H104L103 209V206H99L100 207V210H98L99 212L98 213H100L101 214V216L103 215V214H105L106 215V217L107 216H109L110 214H111V211H113V213L112 214H114V219L111 217V215L109 216V217H111L112 218V220H111V218H109L108 219V217L106 218L105 217V215L103 216L104 218L102 219L99 215L97 216V217H100V219H102V223L99 221V220H96L97 221V224L98 225H100V224H105V222H108V220H109V222H113V225L111 224V226H113L114 227V224L117 222V224H115V226H117L118 225V227L117 228H119V230L121 229L122 231L121 232H123V230H125V227H124V225H123V223L125 224V222H123V221H128V222H126V223H128L129 224V220L131 221L133 218H136V220L138 221H136L138 224H140V225H143L144 223H143V221H146L147 220V218H149V220L151 219V216H154V217H156L157 219L156 220H154L153 219V221H149L148 220V222L144 225V226H148L150 223V228H151V226H152V223L154 224L153 225V227L155 226V229H156V227L157 226H159V217L160 216H162L163 215V218L164 219H162V220H160V221H162L163 223L161 224L160 223V226L162 225L163 226V224H164V227H165V222H166V227H167V224H170V225H172V227H170L169 225V228H171V230L169 229V228H162V226L160 227L161 229H160V231L162 230V231H164L163 229H166L165 230V232L163 233L164 235H165V237H166V239H168V238H170V239H168V240H170V242L172 241V237H171V231H172V229L174 228V227H176L175 228V231L173 232V233H175L174 234V237H177L178 239H179V236H181L182 237V239H181V241H180V239L179 240H177L176 238H174L173 237V239H174V241L176 240V242L177 241H180V244L179 243H177V245L175 244L176 242H174V241H172V242H174V244L176 245V246H178V250H177V252H174L173 254H175V253H179V251L181 252V253H183L184 255H188V256H184V257H188V258H190V261L187 259V261H189L188 263L185 261L186 260V258L184 259V258H182L181 256L179 257V256H177V255H180V253L179 254H176V255H174L173 256V254L171 255L172 257H175V258H172V260L174 261V259H177V258H182V259H177V261H175V262H178V260H179V263L180 264H199L200 262H199V260L200 259H206V256H204L205 254H203L201 251H203V250H201V251H199L200 249H203V248H200V249H198L199 247H200V245H203V246H205V247H208V248H210L211 247V245H212V247L213 248H215V246L217 245V243H215L216 241H218V240H216L213 244H210L209 243V238L210 237H208L207 238V236L210 234H207L206 235V233L207 232H205V230H204V227H207V225H204V227H202L201 228V224L198 222H196L195 220L196 219H200V220H202L201 218H203L204 219V217H205V221L204 222H201V223H204V224H208V225H211L212 224V221H213V219H212V215L214 214V212L212 213V215L211 216H208V215H206L205 214V216L203 215L204 213H202L203 211H201V207L200 206H197V210H196V208L195 209H193L192 207H193V204L191 205V203L193 202H197L198 200L200 201V199L198 198L199 196H197V194H195L196 195V197L195 198H198V200L196 201V199L194 198V200L191 198V195L193 196L194 195V193L192 194V192L190 193V195H187V193H188V191L186 190L184 193H182L183 191H177V192H179V193H177L176 191H175V193H177V194H182L181 196L183 197V195L186 193V196L185 197H187V202H184V201H186V200H183V203L181 202V204H184L185 203V205H181L180 207L182 208V212H183V216H184V214H185V216H186V218H192L193 219V217H195L196 216V218H194V221L197 223V225L199 226H197V225H195V223L194 222H191L192 224H188L187 225V223L188 222H186V224L185 223H183L182 221H181V214H179L173 207H172V210H174V213H175V211L177 212V214L180 216V218L178 219V217L175 215V216H173L172 215V218H171V216H170V218H169V216L167 217V215H171V212L170 213H168V210H166L167 211V215H165L164 216V214H165V202H166V200L161 204V207H158V204H159V202L161 203L162 202V199H160L159 197H156L157 199H159V200H161V201H159V200H157L156 198H153V197H151L152 195H149V194H147V195H149L151 198L149 199V197H148V199H149V201L146 199V198H141V196H143V195H141V194H139L140 195V198L142 199H140L139 200V196H138V192H137V195H135V193H134V189H133V195H135L137 198H138V200H136V197L135 196H133L134 198H132V196H131V194H132V191H131V193L128 195V193H127V196L128 197H130V198H126V196L124 197V196H122V192L124 193V192H126V191H122ZM143 190H142V193H144L145 194V191L143 192ZM168 190V191H169ZM172 190H170V192H172L173 193V195H172V193H170L171 195L170 196H176V195H174V190H177V189H174L173 191ZM197 190H199L198 192H197ZM213 190V189H212ZM212 190H210L211 192H212ZM245 190V189H244ZM249 190V189H248ZM67 191H71L70 193H68ZM100 191V189L98 190V192ZM102 191V190H101ZM110 191H112V193L114 192L113 190H110ZM148 190L146 191L147 193L149 192ZM160 191H163V190H160ZM256 191H257V188H256ZM259 191V190H258ZM91 192V191H90ZM167 192V191H166ZM225 192V191H224ZM263 191H261L260 193H262ZM60 193V194H59ZM61 193H62V195H61ZM66 194V196H65V194ZM68 193V194H67ZM73 193V194H74ZM85 193V194H84ZM89 193V192H88ZM92 194H94L93 192H91ZM111 193V192H110ZM157 193H160V192H157ZM165 194V191H163L162 192V194ZM221 193V192H220ZM226 193V192H225ZM248 193V192H247ZM250 193V192H249ZM248 193V194H249ZM60 196H59V195ZM64 194V195H63ZM161 194V193H160ZM161 194V196H162V198H164L163 197V195ZM199 195H201L200 193H198ZM212 194V193H211ZM215 194V192L212 194V195H214ZM216 194H218V193H216ZM253 194V193H252ZM252 194H250V195H252ZM257 194H258V192H257ZM88 195V197L91 195H89V194H87ZM86 195V196H87ZM96 195V194H95ZM98 195V194H97ZM96 195V196H97ZM113 195V194H112ZM112 195H111V198H112ZM122 197H124V198H122ZM125 195H126V193H125ZM157 195H159V194H157ZM207 195V196H208ZM219 195V194H218ZM61 196H64V199H62L63 197H61ZM67 196H69V198L70 197H72L71 198V200L70 199H68V197ZM94 196V195H93ZM146 196H144V197H146ZM156 196V195H155ZM154 196V197H155ZM165 196V195H164ZM166 196H168V195H166ZM170 196H168V198L170 197ZM178 196V195H177ZM176 196V197H177ZM217 196V195H216ZM223 196V200H224V196H226V195H224V193H223V195L221 194V197ZM253 196H255V195H253ZM253 196H251V197H253ZM261 196V195H260ZM262 196H264V194H262ZM21 197V198H20ZM45 197V201H46V198H47V200L49 201V202H45V201H43V198ZM59 197H61V198H59V200L61 201V203H63L64 204V201L66 200L67 201V199H68V201L67 202H69V201H71L72 203H69V205H68V203L66 204L65 203V205H63V204H60V206H59V208L62 210V211H64V212H68V208H70L72 205H73V208L72 209H74V211H75V214L73 213L74 211H72V213H64V212H62L57 206L59 205V201H58V198ZM77 197V198H76ZM172 197V198H173ZM173 198V199H175V200H177V198ZM179 198H180V196H178ZM185 197H183V199L185 198ZM201 197V196H200ZM203 197V198H204ZM257 197H258V195H257ZM22 198H25V202L22 200ZM30 198H32L33 199V202H32V199H31V204L33 205L34 203H35V201H36V205L35 206H38L39 205V208L38 207H36L37 208V211H35V209L36 208H34V210L32 211V209H33V207H35V206H30L31 204H29L28 205V203H27V201H28V199ZM66 198V199H65ZM125 199L126 198V200H124V201H122V199ZM167 198V197H166ZM172 198H170V199H172ZM209 198V197H208ZM207 198V199H208ZM215 199H216V197H214ZM213 198V199H214ZM226 199H227V197H225ZM248 198H249V196H248ZM255 198V197H254ZM253 198V199H254ZM29 199V200H30ZM57 199V200H56ZM89 199V198H88ZM98 199V198H97ZM97 199H96V201H97ZM143 199L145 200V202H143L142 203V201H143ZM170 199H167L168 201H167V203H166V205L169 203V200ZM172 199V200H173ZM181 199V198H180ZM186 199V198H185ZM190 199V200H189ZM201 199H202V197H201ZM210 199H211V197H210ZM209 199V200H210ZM213 199H211L210 201H213ZM247 199V198H246ZM251 199V198H250ZM249 199V200H250ZM258 199V198H257ZM64 200V201H63ZM73 200V201H72ZM79 200V201H78ZM164 200V199H163ZM192 200V201H191ZM203 201H204V199H202ZM206 200V199H205ZM222 200V201H223ZM252 200V199H251ZM259 200V199H258ZM261 200H263V199H260L259 200V202L261 201ZM59 203H58V202ZM99 201V200H98ZM97 201V202H98ZM139 201V202H138ZM147 201V202H146ZM177 201H179V199L177 200ZM181 201V200H180ZM179 201V202H180ZM191 201V203H190V207H189V202ZM202 201V202H203ZM208 201V200H207ZM207 201H204V203L203 204H205V202H207ZM219 201V200H218ZM221 201V202H222ZM225 201V200H224ZM82 202V203H81ZM102 202H104L103 200H102ZM141 202V203H140ZM172 202V201H171ZM171 202L169 203V209H171L170 208V206L172 205L173 206V203H174V200H173V202H172V204H171ZM201 202V201H200ZM244 202V201H243ZM252 202H253V200H252ZM256 202V201H255ZM258 202V203H259ZM57 204V206H56V204ZM140 203V204H139ZM175 203H177V202H175ZM210 202L208 201V205H210L209 204ZM216 203V202H215ZM220 203V202H219ZM224 203V202H223ZM222 203V204H223ZM254 203V202H253ZM252 203V204H253ZM257 203V204H258ZM263 203V202H262ZM90 204H94L95 206H92V205H90ZM111 206L109 209V211H108V207H109V205ZM138 204H139V206L140 207H144V208H140V207H137V209H136V206H138ZM179 205H180V203H178ZM187 204V205H186ZM197 205H198V202L196 203ZM218 204V203H217ZM228 204V203H227ZM255 204V203H254ZM254 204L253 205H251V206H253L254 207ZM261 204V203H260ZM66 205H68V206H70V207H68V206H66ZM175 205H177V204H175ZM179 205L177 206L178 207V210H180L179 209ZM199 205H201L202 206V203H200ZM207 205V207H209ZM211 205L213 206V207H217V205H213V202L211 203ZM244 205V204H243ZM243 205H241V207L243 206ZM41 206V207H40ZM66 207V210H65V207ZM194 206H196V205H194ZM204 206V208H203V210H204V212L205 211H209V210H207L206 209V207H205V205H203ZM19 207H21L20 209H19ZM24 207V208H23ZM31 207V208H30ZM198 207H200V208H198ZM219 207V206H218ZM258 207V206H257ZM18 208V209H17ZM28 208H30L31 210H30V212L31 213H29V211H28V213H27V210H28ZM69 209V212H71V210L72 209ZM84 210H83V209ZM138 208H139V210L141 209V211H142V213L143 212H151L152 214H153V211L154 210H156V211H154V213L155 212H164V214H162V213H159V214H156L155 213V215H157V216H155V215H152L151 213V215L150 214H145L146 216L147 215H149L148 217H146V219L143 217L142 218V216H140V211H138ZM176 208V207H175ZM222 208V207H221ZM233 208V207H232ZM24 209V210H23ZM40 209V210H39ZM42 209H44V210H42ZM93 209V210H94ZM97 209H98V207H97ZM103 209V210H102ZM149 209H150V211H149ZM153 211H152V210ZM159 209H161L162 211H160ZM168 209V208H167ZM177 209V208H176ZM206 209V210H205ZM209 209V208H208ZM223 209V208H222ZM228 209V208H227ZM227 209H226V211H227ZM239 209V208H238ZM252 209V208H251ZM102 210V211H101ZM200 210V211H199ZM230 210V209H229ZM237 210V209H236ZM253 210V209H252ZM254 210H255V208H254ZM260 210V209H259ZM10 211V212H9ZM106 211V212H105ZM107 211H108V213H109V215H107L106 213H107ZM139 213H138V212ZM170 211V210H169ZM221 211V210H220ZM232 211V210H231ZM258 211V210H257ZM262 211V210H261ZM15 212V211H14ZM33 212V213H32ZM79 212V213H78ZM89 212H91V213H93L92 212V209H91V211H89ZM97 212V211H96ZM95 212V210H94V213H96ZM210 212V211H209ZM216 212V211H215ZM255 212V211H254ZM4 213V214H3ZM15 213V214H16ZM19 213H21V212H19ZM103 213V214H102ZM205 213H207V212H205ZM218 213H220V212H218ZM221 213H222V211H221ZM227 213H228V211H227ZM225 214V215H228V214ZM237 213H238V210H237ZM241 213V212H240ZM247 213V212H246ZM263 213H264V208H263ZM6 214V215H7ZM15 214H14V216H15ZM24 215H25V213H23ZM40 214H42V213H40ZM64 214V215H63ZM115 214H116V217H115ZM176 214V213H175ZM217 213H215V216H218V215H216ZM230 214H231V212H230ZM235 214V213H234ZM251 213H249L248 215H250ZM255 214H257L256 212H255ZM258 214H260V213H258ZM257 214V215H258ZM13 215V214H12ZM21 215H22V213H21ZM23 215V216H24ZM29 215V216H30ZM35 215V214H34ZM37 215L35 216L36 218H37ZM74 215V216H73ZM139 217H141V218H138L137 219V217L138 216ZM145 215H143V216H145ZM223 215V214H222ZM224 215V216H225ZM252 215V214H251ZM250 215V216H251ZM8 216V215H7ZM26 216V215H25ZM92 216V215H91ZM113 216V215H112ZM117 216H119L120 217V223L118 224V217ZM127 216H129V217H127ZM184 216V217H185ZM229 216V215H228ZM242 216V215H241ZM240 216V217H241ZM249 216V217H250ZM259 216V215H258ZM257 216V217H258ZM4 217H6V216H4ZM8 217H10V216H8ZM17 217V216H16ZM31 217V216H30ZM35 217H31V218H35ZM43 219H42V218ZM63 217H65L66 219H67V221H65V219L63 218ZM121 217H124V218H126V219H128V220H123L122 221V223H121ZM131 217V218H130ZM175 217V218H174ZM198 217V218H197ZM200 217V218H199ZM208 217H211V218H209V220L211 219V224H209L210 223V221H208ZM223 217V216H222ZM221 217V218H222ZM226 217V216H225ZM238 217V216H237ZM239 217V218H240ZM244 217V215L242 216V218ZM245 217H246V214H245ZM249 217H248V220L250 221V219H249ZM261 217V216H260ZM259 217V218H260ZM264 217V216H263ZM1 218H3V217H1ZM0 218V219H1ZM35 218V219H36ZM61 218L62 219H64V220H61ZM93 218H94V216H93ZM92 218V219H93ZM106 218V220L107 221H105L104 223H103V220ZM115 218H116V220H115ZM118 218V219H117ZM130 218V219H129ZM162 218V217H161ZM186 218H184V220H186ZM188 218V219H189ZM219 218H220V215H219ZM231 217H229V219H230ZM247 218V217H246ZM251 218V217H250ZM97 219V218H96ZM123 219V218H122ZM141 219V221H139ZM143 219H145V220H143ZM169 219V220H168ZM171 219H173V221L175 222L174 224H176V225H173V224H171L170 222L169 223H167V221H171ZM178 220V221H181L183 224H185V226H183V225H181V222H178L182 227H183V229H182V227L180 228V226H178L177 225V221L176 220ZM191 219V220H192ZM216 219V218H215ZM228 219V220H229ZM244 219V218H243ZM252 219V218H251ZM258 219V218H257ZM261 219V218H260ZM40 220V221H39ZM54 220H57V221H59V223H57L56 221H55V223H53L54 222ZM61 220V221H60ZM114 220H115V222H114ZM134 220V219H133ZM165 220H167V221H165ZM190 220V219H189ZM188 220V221H189ZM190 220V221H191ZM217 220V219H216ZM227 220V218L225 219V221ZM242 220V219H241ZM248 220H247V222H248ZM253 220V219H252ZM251 220V221H252ZM263 220V218L261 219V220H258V221H262ZM34 221H36V220H34ZM41 221H43V222H41ZM98 221L100 222V223H98ZM135 221H133L134 222V224H132V227H133V225L134 226H138V227H140L137 223H136V225H135ZM156 221V222H155ZM172 221V222H173ZM199 221V220H198ZM207 221L209 222V223H207ZM215 221V220H214ZM217 221H219V220H217ZM229 221H231V219L229 220ZM233 221V220H232ZM231 221V222H232ZM245 221V220H244ZM70 222H72L73 223V221H70ZM132 222V223H133ZM139 222H141V223H139ZM150 222V223H149ZM155 222V223H154ZM228 222V221H227ZM238 222H239V220H238ZM241 222H243V221H241ZM240 222V223H241ZM246 222V223H247ZM36 223H37V221H36ZM37 224V225H39V226H41V224ZM49 223H51V224H49ZM63 223V222H62ZM64 223V226H68V227H71L72 228V226H74V223H73V225H72V223L70 224L71 226H69V223H66L65 224ZM93 223V222H92ZM193 223H194V225H193ZM234 223H236V221H234ZM256 223H257V221H256ZM61 224V223H60ZM68 224V225H67ZM77 224H75V225H77ZM93 224H96V223H93ZM92 224V227L91 228H93L92 230L94 231L95 229H97L98 231H96V234H97V236L99 235L98 234V232H102L103 231V229L102 228H106V229H108L109 228V225L108 226H101V227H99L97 224H96V227L97 228H95V225H93ZM120 224H122V225H120ZM130 224H131V222H130ZM130 224L128 225V227H127V229H129V228H132V227H130ZM148 224V225H147ZM213 224H214V222H213ZM212 224V225H213ZM218 224V223H217ZM216 224V226H218ZM222 224V223H221ZM224 224H226V223H223V225ZM238 224V223H237ZM245 224V223H244ZM243 224V225H244ZM260 224V223H259ZM262 225H260V226H263V224L264 223H261ZM35 225V224H34ZM55 225H53L54 227L52 228H50V229H53L54 230V228H56V229H58L59 228V226H60V228L61 229H63V235H64V233H65V235H66V233L68 234V232H69V235H66V237L67 238H70V236H72L70 233V230H68L67 232H64V231H66L67 230V228L66 227H64V228H66L65 230H64V228H63V226L61 227V225H59L58 226V228L57 227H55ZM63 225V224H62ZM211 225V226H212ZM220 225V224H219ZM241 225V224H240ZM248 225V224H247ZM44 226V225H43ZM94 226V227H93ZM110 226V227H111ZM120 226H122L121 228H120ZM174 226V227H173ZM214 226V225H213ZM212 226V227H213ZM231 226V225H230ZM235 226L236 227H240V226H237L236 224H235ZM235 226H233V228L235 227ZM244 226H246V224L244 225ZM250 226H252V225H250ZM254 226V225H253ZM252 226V227H253ZM257 226H258V224H257ZM36 227V226H35ZM74 227H77V226H74ZM74 227H73V230H76V229H74ZM82 227H80V228H78V230L79 229H81ZM88 228L90 231H92L91 230V228ZM136 228L135 227V229H140V232H142L143 233V231L144 230H142L141 228ZM142 227V226H141ZM159 227H157V229H159ZM212 227H207V228H205V229H208V228H211L212 230H213V228ZM226 227V225L224 226V227H222V228H225ZM241 227H242V225H241ZM247 227V226H246ZM252 227H251V230H252ZM256 227V226H255ZM38 228V227H37ZM45 228V227H44ZM71 228H69V229H71ZM95 228V229H94ZM102 230V231H99L100 229ZM116 227H114V229H115ZM177 228H180V229H182V232L180 233V230L178 231L177 230ZM231 228V227H230ZM245 228V227H244ZM254 228V227H253ZM262 228V227H261ZM41 229V228H40ZM39 229V230H40ZM45 229H47V228H45ZM45 229H43V230H45ZM56 229H55V231H56ZM82 229H85V228H82ZM112 229L113 228H111V230H109V231H111V232H109V231H107L106 232V230L104 229V232H106V233H101L102 234V236H104L101 240H103L104 242H105V244L103 245V243L101 244L100 242H101V240H100V237H102L101 235H100V237H98V239H99V242L98 243H100V244H98L97 242H96V244H98L97 245V247H99V248H97L96 247V249H100L101 247L102 248H104V249H101L102 250V252L101 253H103V250H105V249H107V251H108V249H111V251H112V249H113V246H111V245H115L117 242H119V237H121V239H120V242L122 241V239H123V241H124V244H125V246H123L124 244H122V242H121V248H122V246H123V248L125 249V247H127L128 248V250H130L131 248H134V247H137L138 248V241H139V239L136 241L137 242V245H133V244H135L134 242L132 243V239L130 240L129 238L131 237L132 238V235L134 236L135 234H133L134 233V230L132 231V230H129V231H127V229L123 232V233H125V236H123V238H122V236H118V237H116L117 235H124L123 233H121V232H117V234L115 235V231H114V233H113V231H112ZM144 229V228H143ZM153 229V228H152ZM151 229V230H152ZM156 229V230H157ZM169 229V230H168ZM210 229V231L212 232L211 234L213 235V237H212V239H213V241H214V238L216 239V236H218V231H216V229L214 230V232L216 233V235H215V237H214V232L212 231ZM221 229V228H220ZM49 230V229H48ZM72 230V229H71ZM150 230V231H151ZM168 230V231H167ZM209 230V229H208ZM218 230V229H217ZM224 230V229H223ZM227 230V229H226ZM229 230V229H228ZM236 230V229H235ZM238 230H239V228H238ZM243 230H245V229H243ZM250 230V231H251ZM38 231V230H37ZM47 231V230H46ZM61 230L59 229V231H57L58 233L60 232ZM82 231V230H81ZM80 231V232H81ZM84 231V230H83ZM82 231V232H83ZM86 232V234L85 235H83L84 237H87V236H91V235H87L88 234V232H87V229L85 230ZM95 231H94V233H95ZM133 232V233H131V232ZM153 231V230H152ZM161 231V232H162ZM169 233V231L171 232V233H169V235L170 236H168L167 234H165V233H167V232ZM177 231V232H176ZM232 231V230H231ZM230 231V232H231ZM249 231V232H250ZM261 231H263L262 229H261ZM260 230H259V233L261 232ZM49 232V231H48ZM81 232V233H82ZM108 232L109 233H112V235H109L108 234ZM126 232H130L129 234L128 233H126ZM139 231L137 232V235H136V237L138 238L139 236H140V233ZM154 232L155 233H157V232H159V230H157V231H155L154 230ZM218 232V233H217ZM222 232V231H221ZM229 232V231H228ZM233 232H234V230H233ZM232 232V233H233ZM236 232H237V230H236ZM239 232V231H238ZM257 232V231H256ZM51 233H53V231L51 232ZM75 233H78V234H75V235H79V238L81 237L80 235H82V234H79V231L77 232V230L75 231ZM91 233H93V232H91ZM94 233H93V235H94ZM120 233V234H119ZM176 233H180L181 235H179V234H177L176 235ZM223 233V232H222ZM235 233V232H234ZM254 233V232H253ZM60 234H62V233H60ZM73 234V233H72ZM95 234V235H96ZM106 234H108V235H106ZM114 234V235H113ZM126 234H128V235H126ZM139 234V235H138ZM145 234V233H144ZM143 234V235H144ZM162 234V233H161ZM221 234V233H220ZM227 234V233H226ZM230 234V233H229ZM236 234V233H235ZM241 234V233H240ZM239 234V235H240ZM244 234V233H243ZM263 234V233H262ZM46 235V234H45ZM50 235V234H49ZM75 235H73V236H75ZM92 235V236H93ZM94 235V236H95ZM108 236V237H106V236ZM142 235V234H141ZM148 235H151V234H148ZM147 235V236H148ZM155 235V234H154ZM192 237H191V236ZM222 235V234H221ZM237 235H238V233H237ZM238 235V236H239ZM249 235V234H248ZM255 235H256V233H255ZM69 236V237H68ZM72 236V237H73ZM96 236V237H97ZM110 236L111 237H114V238H112V240L114 241V240H117V238H118V240H117V242H113V241H111V240H109L110 239ZM128 236V239L127 240H129V241H127L126 240V238H125V240H124V237H127ZM145 236H146V234H145ZM153 236V235H152ZM163 236V235H162ZM161 236V237H162ZM167 236H168V238H167ZM210 236V235H209ZM233 236H234V234H233ZM242 236V235H241ZM51 237V236H50ZM72 237H71V239H68V240H72ZM83 237V238H84ZM96 237H91L92 239V241L94 242V244L92 243V242H90L91 243V245H92V248L94 249L95 248V246H93V245H96L95 244V240H96ZM149 237H151V236H149ZM148 237V238H149ZM165 237H164V241L162 240V243L164 244V245H166V247L165 248H167V249H169V247H170V250H168V251H166V250H164V252L166 251V252H168L169 253V251H172L171 250V246L170 245H173V243L171 242V243H169L168 242V244H167V241L168 240H166L165 239ZM189 237H191V238H189ZM224 237H225V235H224ZM230 237V236H229ZM232 237V236H231ZM244 237H245V235H244ZM246 237H247V235H246ZM262 237H264V236H262ZM46 238V237H45ZM48 238H49V236H48ZM61 238V237H60ZM60 238H58V239H60ZM77 238H78V236H77ZM79 238H78V240H79ZM93 238H95V239H93ZM105 238H107V239H105ZM136 238V239H137ZM142 238V241H143V237H141ZM141 238H140V241L139 242H141L142 243V241H141ZM145 238V237H144ZM157 238H159V236H157ZM222 238V237H221ZM226 238V237H225ZM228 238V237H227ZM250 238H251V236H250ZM253 238V237H252ZM254 238H255V236H254ZM254 238H253V240L252 241H254ZM258 238V237H257ZM256 238V239H257ZM259 238H260V240H261V237L259 236ZM258 238V239H259ZM47 239V238H46ZM50 239H52V238H50ZM65 239V238H64ZM87 239H88V237H87ZM86 238H84V240H87ZM89 239H90V237H89ZM135 238H133V240H134ZM135 239V240H136ZM150 239V238H149ZM148 239V240H149ZM155 239V238H154ZM209 239V240H208ZM219 239H220V237H219ZM230 239V238H229ZM67 240V239H66ZM73 240H75V242H76V240L77 239H74L73 238ZM72 240V241H73ZM81 241H83V242H81V243H84L83 245L84 246H86V248H87V245H85V243H86V241H84L83 239H80ZM79 240V241H80ZM107 241V243H106V241ZM134 240V241H135ZM144 240H146V241H148L147 239H144ZM152 240V239H151ZM165 240H166V242H165ZM223 240V239H222ZM228 240V239H227ZM235 240V239H234ZM233 240V241H234ZM245 240V239H244ZM263 240V239H262ZM49 241V240H48ZM52 241H54V239L52 240ZM57 242L56 243H59L58 242V240H56ZM79 241H78V243H79ZM89 241V240H88ZM98 241V240H97ZM102 241V242H103ZM111 241V245L109 244V246H111V247H109L108 246V243ZM125 241H127L126 243H125ZM155 241V240H154ZM208 241V242H207ZM212 240L210 241L211 243L213 242ZM224 241H226V239H224ZM223 241V242H224ZM237 241V240H236ZM248 241H250L249 239H248ZM256 241V240H255ZM258 241L259 240H257V242L256 243H258ZM65 242V241H64ZM69 242V241H68ZM74 241H73V244H77L78 245V243L76 242L75 243ZM112 242H113V244H112ZM119 242V243H120ZM150 242H152V241H150ZM157 242H159V240H157ZM161 242V241H160ZM158 243V244H162V243ZM223 242H221V243H223ZM229 242V241H228ZM239 242V241H238ZM237 242V243H238ZM241 242V241H240ZM245 242V241H244ZM243 242V243H244ZM44 243V242H43ZM45 243H49V242H46L45 241ZM66 243H67V241H66ZM72 243V242H71ZM80 243V244H81ZM90 243L88 242L87 244H89V246H91L90 245ZM118 243V244H119ZM132 243V244H131ZM146 243V242H145ZM149 243V242H148ZM154 243V242H153ZM210 244V247L208 246L209 244ZM220 243V244H221ZM235 243V242H234ZM242 242H241V244H243ZM246 243V242H245ZM255 243V244H256ZM262 243H264V242H262ZM50 244V243H49ZM60 244H61V241H60ZM70 244V243H69ZM72 244V245H73ZM79 244V245H80ZM129 244L130 245H132V246H134V247H130L129 246ZM150 244V243H149ZM148 244V245H149ZM155 244V243H154ZM170 244V245H169ZM208 244V245H207ZM215 244V246H213ZM219 244V245H220ZM232 244V243H231ZM230 244V245H231ZM260 244V243H259ZM55 245V244H54ZM53 245V246H54ZM66 245H68V244H66ZM101 245H103V246H100ZM117 245V244H116ZM115 245V246H116ZM142 245H144V244H142ZM155 245H157V243L155 244ZM167 245H169V246H167ZM175 245H173L174 246V248H176V246ZM207 245V246H206ZM225 244H223V246H224ZM228 245V244H227ZM232 245H234V244H232ZM250 245V244H249ZM253 245V244H252ZM39 246V245H38ZM44 246V245H43ZM45 246H47V244L45 245ZM44 246V247H45ZM63 246V245H62ZM71 246V245H70ZM81 246H82V244H81ZM104 246H106V247H104ZM107 246H108V248H107ZM130 248H129V247ZM150 246H153V245H151L150 244ZM173 246H172V248H173ZM203 246H201V247H203ZM222 246V247H223ZM247 247H248V245H246ZM255 246V245H254ZM260 246V245H259ZM40 247H41V245H40ZM48 247V246H47ZM50 247H51V245H50ZM54 247H57V246H54ZM53 247V248H54ZM74 247V246H73ZM73 247H72V249H73ZM77 246H75V248H76ZM118 247V245L116 246V248ZM141 247V246H140ZM143 247H145V246H143ZM142 247V248H143ZM164 248V246L162 245L161 246V248ZM218 247V246H217ZM232 247V246H231ZM230 247V248H231ZM234 247H235V245H234ZM241 247H243V246H241ZM246 247V248H247ZM249 247H251V246H249ZM264 247V246H263ZM43 248V247H42ZM46 248V247H45ZM45 248H43V249H45ZM58 248V247H57ZM62 248V247H61ZM78 248V247H77ZM76 248V249H77ZM91 248V247H90ZM122 248V249H123ZM152 248V247H151ZM154 248V247H153ZM152 248V249H153ZM157 248H159V245L157 246ZM161 248H159L158 250H160ZM164 248V249H165ZM173 248V249H174ZM233 248V247H232ZM231 248V249H232ZM236 248H239L238 246L236 247ZM255 248V247H254ZM254 248H252V249H254ZM259 248H261V247H259ZM258 248V249H259ZM118 249V248H117ZM116 249V250H117ZM120 249V248H119ZM122 249H120V250H122ZM124 249H123V251H121V252H125V251H127V249H125V251H124ZM146 249V248H145ZM177 249V248H176ZM211 249V248H210ZM216 249V248H215ZM222 249V248H221ZM234 249V248H233ZM241 249V248H240ZM239 249V250H240ZM244 249V248H243ZM248 250H249V248H247ZM256 249H257V247H256ZM262 249V248H261ZM52 250H54V249H52ZM57 250V249H56ZM70 250V249H69ZM116 250H115V248H114V251H115V257H117L118 256V253L116 252ZM132 250V249H131ZM130 250V251H131ZM134 250H135V248H134ZM134 250H132L133 251V253H134ZM142 250H144V249H142ZM154 250H156V249H154ZM163 249H161L160 251H162ZM175 250V249H174ZM208 252H207V251ZM214 250V249H213ZM220 250V249H219ZM219 250H218V252H219ZM228 250H229V248H228ZM227 250V251H228ZM236 250V249H235ZM242 250V249H241ZM245 250V249H244ZM264 250V249H263ZM45 251V250H44ZM63 251H64V249H63ZM65 251H66V249H65ZM64 251V252H65ZM72 251H74V250H72ZM82 252H84L83 250H81ZM87 251V250H86ZM95 251V250H94ZM98 251V250H97ZM100 251V250H99ZM110 250H109V254H111L112 252H111ZM113 251V252H114ZM136 251V250H135ZM160 251H157V252H160ZM176 251V250H175ZM233 251V250H232ZM78 252V251H77ZM105 252V251H104ZM119 252V251H118ZM120 252V253H121ZM153 252V251H152ZM163 251H162V253H164ZM203 252H206V254L208 255V253L211 255H208L207 257V263H208V261L209 262H211L210 261V257H211V259H212V261L213 260H217V259H220V257L219 258H217V259H214L213 258V256H212V254H211V250H209V249H207V248H205L204 249V251ZM216 252V251H215ZM221 252V251H220ZM230 252V251H229ZM237 252V251H236ZM239 252V251H238ZM237 252V254H239ZM250 252H251V250H250ZM249 252V253H250ZM259 252V251H258ZM53 253V252H52ZM55 253H56V251H55ZM59 253V252H58ZM94 253V252H93ZM117 253V254H116ZM119 253V254H120ZM126 253H129L128 251L126 252ZM125 253V254H126ZM138 253V252H137ZM140 253H141V251H140ZM144 253H145V251H144ZM147 253V252H146ZM186 253V254H185ZM200 253H202L203 254V257H202V255L200 254ZM212 253H214V252H212ZM227 253V252H226ZM231 253V252H230ZM235 253V252H234ZM252 253V252H251ZM253 253H255V252H253ZM252 253V254H253ZM60 254H61V251H60ZM81 254V253H80ZM86 254V253H85ZM98 254V253H97ZM104 254V253H103ZM107 254V253H106ZM109 254H107L108 256H106L107 258H109V257H111L113 254H111V256H109ZM130 254V253H129ZM139 254V253H138ZM166 254V253H165ZM170 254V253H169ZM183 254H182V256H183ZM215 254V253H214ZM221 254H223L222 252H221ZM241 254H242V252H241ZM247 254V253H246ZM263 254V253H262ZM58 255V254H57ZM56 255V256H57ZM92 255V254H91ZM91 255H89V256H91ZM100 255V254H99ZM120 255H122V253L120 254ZM127 255V254H126ZM131 255H133L132 253H131ZM134 255H135V253H134ZM146 255H148V253L147 254H145V256H144V258L146 257ZM162 255V254H161ZM168 254H166V256H167ZM225 255V254H224ZM227 255V254H226ZM255 255H257L258 256V254H255ZM261 255V254H260ZM61 256V255H60ZM76 255H74V257H75ZM83 256V255H82ZM100 256H102V255H100ZM99 256V257H100ZM104 256V260H103V256L101 257L102 259H101V262L103 263V264H111L112 262H110V259H107L106 257ZM137 256V255H136ZM138 256H140V255H138ZM137 256V259L139 258ZM143 255H141V257H142ZM160 256V255H159ZM170 256V257H171ZM216 256V255H215ZM214 256V257H215ZM230 256V255H229ZM243 254H242V258H243ZM249 256H251V255H249ZM262 256V255H261ZM64 257V256H63ZM62 257V258H63ZM78 257V256H77ZM87 257V256H86ZM93 257V256H92ZM97 258H98V256H96ZM127 257V256H126ZM134 258H135V256H133ZM149 257V255L146 257V258H148ZM156 257V256H155ZM162 257V256H161ZM163 257H165V256H163ZM162 257V258H163ZM169 257V256H168ZM223 257V256H222ZM232 257V256H231ZM234 257V256H233ZM241 257V256H240ZM240 257H237V258H239V262H240ZM82 258V257H81ZM90 258V257H89ZM112 259H114V257H111ZM121 258V257H120ZM122 258H124V256L122 257ZM128 258H129V255H128ZM131 258V257H130ZM130 258H129V260H130ZM150 258V257H149ZM157 258H159V257H157ZM161 258V259H162ZM229 258V257H228ZM236 258V259H237ZM247 258V257H246ZM246 258H245V260H246ZM254 258H255V256H254ZM55 259H56V257H55ZM77 259V258H76ZM84 259V258H83ZM100 259V258H99ZM98 259V260H99ZM133 259V258H132ZM131 259V260H132ZM136 259V258H135ZM153 259V258H152ZM161 259H159V261L160 262H163V261H161ZM164 259H166V257L164 258ZM163 259V260H164ZM170 259V258H169ZM183 259H184V261H183ZM252 259H253V257H252ZM261 257H259V259H258V257H257V260H258V262H259V260L261 261ZM264 259V258H263ZM52 260H54V259H52ZM56 260H58V259H56ZM90 260H91V258H90ZM92 260H94V259H92ZM97 260V261H98ZM103 260V261H102ZM116 260H117V258H116ZM119 260V259H118ZM117 260V261H118ZM120 260H122L123 261V259H120ZM119 260V261H120ZM129 260H128V262L126 261V259H125V261L127 262V263H129ZM130 260V261H131ZM139 260V259H138ZM142 260H143V258H142ZM151 259H149V261H150ZM166 260H168V259H166ZM171 260V261H172ZM225 260V259H224ZM223 260V261H224ZM230 260V259H229ZM243 260V259H242ZM247 260H249V259H247ZM257 260H255L256 261V263L258 264V262H257ZM61 261V260H60ZM95 261V260H94ZM148 261V259L146 260H144V261H142V262H145L144 264H146V262ZM152 261V260H151ZM171 261H169V262H171ZM172 261V262H173ZM203 262L202 260H201V262H203L202 264H206V262ZM227 261V260H226ZM225 261V262H226ZM233 261H234V259H233ZM232 261V262H233ZM237 261V260H236ZM253 261V260H252ZM91 262H93V261H91ZM99 262V261H98ZM98 262H96L97 264H98ZM114 262H116L115 261V259H114ZM135 262H137L138 263V261H135ZM159 262V263H160ZM174 262V263H175ZM199 262V263H198ZM228 262V261H227ZM246 262H248V261H246ZM264 262V261H263ZM55 263V262H54ZM60 263V262H59ZM84 263H85V261H84ZM83 263V264H84ZM87 263H89V262H87ZM100 263V262H99ZM102 263H100V264H102ZM117 263V262H116ZM120 262H118L117 264H119ZM122 263V262H121ZM132 263V262H131ZM134 263V262H133ZM132 263V264H133ZM147 263H149V262H147ZM158 263V264H159ZM166 263V262H165ZM173 263V264H174ZM178 263V264H179ZM212 263H216V262H212ZM217 263H219V262H217ZM229 263V262H228ZM238 263V261L236 262V263H234L233 262V264H237ZM242 263V262H241ZM249 263H251V264H256V263H252V262H250L249 261ZM95 264V263H94ZM113 264V263H112ZM124 264H125V262H124ZM150 264V263H149ZM161 264H163V263H161ZM168 264V263H167ZM209 264V263H208ZM224 264V263H223ZM227 264V263H226ZM230 264V263H229ZM242 264H246V263H242ZM259 264H261V262L259 263ZM264 264V263H263Z\"/></svg>",
  "mask_w": 264,
  "mask_h": 264
}]
</instances>
